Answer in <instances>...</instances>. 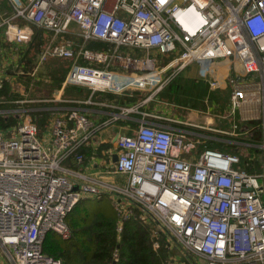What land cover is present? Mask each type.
<instances>
[{
    "label": "built area",
    "instance_id": "2783aa9c",
    "mask_svg": "<svg viewBox=\"0 0 264 264\" xmlns=\"http://www.w3.org/2000/svg\"><path fill=\"white\" fill-rule=\"evenodd\" d=\"M4 1L0 39L21 48L17 78L68 58L64 86L135 97L116 114L142 113L133 132L117 134L113 166L78 183L62 161L109 119L97 123L75 106L55 112L49 145L29 112L0 128V244L11 264H63L44 252L46 234L70 237L77 202L103 195L114 199L118 235L137 216L154 226V247L162 237L183 263L264 264V0ZM38 34L45 41L27 69L25 49ZM226 58L240 63L229 76V114L240 111L242 124L173 126L159 119L182 121L140 108L193 63L219 87L211 66ZM113 174L124 182L109 181Z\"/></svg>",
    "mask_w": 264,
    "mask_h": 264
},
{
    "label": "crops",
    "instance_id": "0c3cea01",
    "mask_svg": "<svg viewBox=\"0 0 264 264\" xmlns=\"http://www.w3.org/2000/svg\"><path fill=\"white\" fill-rule=\"evenodd\" d=\"M9 4L7 1L0 0V9L7 7ZM46 33V32H43ZM44 35V34H43ZM42 34H38L37 38L41 39L40 49L38 50L35 59L41 50L42 43L45 41ZM32 43L28 45L26 52L27 66L29 69L34 64V60H29L31 57V47ZM136 53H140L139 50H134ZM21 53V48L19 46H14L10 41H2L0 39V72L3 75L4 83L8 81L11 91L14 93V97L9 101L15 104V106L1 109L7 113L16 114L18 122L21 120V115L29 112L31 118L35 120L40 128V135L46 144H51L52 141V121L55 112H65L70 110V107L75 106L81 111L85 112L89 117H91L95 122H100L101 120L109 119V123L105 126L94 131L92 136V142L88 145H81L70 153H68L63 161L62 166L66 170L69 177L76 183L89 180L93 175L103 171L106 166L112 167L114 160V153L111 155L110 152H114L117 134L120 132H133L137 125L140 123V118L142 113L138 111L131 112L124 116H117L116 113L120 111L119 106L124 102L136 103L138 99L135 97H125L118 96L117 94L111 92H98L96 94H91L90 90L86 86L81 85H63V80L56 84L53 75L50 73L53 71L47 63L40 68L39 72L32 76L30 74L21 76L17 78L15 76L16 66L15 58ZM30 66V67H29ZM70 66V65H69ZM65 67V73L63 78L69 69ZM211 76L219 81V87L211 88L209 83L199 75V63H193L183 69L176 77L173 79L162 91H160L156 97L149 102L141 105L140 108L145 111H150L157 113L159 115L175 118L181 120L182 123L164 118H160L159 121L166 122L171 125H182L184 121L195 122L190 119L193 115H199L203 117V121L199 124L214 126L218 128L229 129L233 121H237L242 124L240 111L235 112L233 115L229 114V109L231 107L230 103V93L231 86L229 84V76L238 74L241 68L240 63L236 62L235 65L231 62L229 58L216 60L211 66ZM195 71L196 81L201 83L200 89L197 91V96L190 102L186 98H182L178 93L175 97H172L173 101L164 99L165 91L167 97H171L170 89L177 82L179 77L186 71ZM193 71V70H192ZM193 74V72H192ZM25 78V80H24ZM28 80V82H26ZM33 93H29V89L33 88ZM178 91V90H176ZM175 91V92H176ZM173 92V93H175ZM14 99H23L24 103L15 102ZM27 99H34V101L29 102ZM88 100H91L89 102ZM21 109V110H16ZM172 110H177L178 113H172ZM20 115V116H19ZM15 122V123H16ZM217 122L219 124H217ZM198 123V122H195ZM199 129V128H198ZM202 132L209 133L207 129H200ZM96 142V144H94ZM205 144H203L204 146ZM213 146H220L218 144H212ZM201 146L199 150L203 148ZM223 147V146H222ZM81 152L84 154V159L82 162H78L75 156V152ZM109 181L122 183L125 177L120 175H109L107 176ZM93 202L97 203L102 200H106L111 204L117 216V210L115 207L114 199L110 195H103L101 197L88 196ZM71 213V212H70ZM139 220V219H138ZM140 221V220H139ZM117 222V217H116ZM142 225L151 230L152 246L155 250L162 248L163 250H171L173 248L162 247V243L165 240L161 237L160 247H154L155 237L153 236L154 226L150 224H145L140 221ZM118 237H121L118 235ZM0 264H11V261L6 254L3 246L0 244Z\"/></svg>",
    "mask_w": 264,
    "mask_h": 264
},
{
    "label": "trees",
    "instance_id": "16d2710c",
    "mask_svg": "<svg viewBox=\"0 0 264 264\" xmlns=\"http://www.w3.org/2000/svg\"><path fill=\"white\" fill-rule=\"evenodd\" d=\"M40 45V38L32 43L30 61L35 59ZM46 63L53 70L50 74L58 84L64 79V68L70 65V59L51 57ZM13 97L14 93L5 81L0 88V109L15 106L9 101ZM16 120V114L0 110V128ZM116 217L118 214L116 216L108 201L95 203L86 197L81 198L68 216L72 235L64 238L55 231H49L42 248L44 252L61 258L63 264H163L158 250L152 246L150 228L133 216L126 219L121 237H118ZM162 247H165L164 242Z\"/></svg>",
    "mask_w": 264,
    "mask_h": 264
},
{
    "label": "rangeland",
    "instance_id": "374dc122",
    "mask_svg": "<svg viewBox=\"0 0 264 264\" xmlns=\"http://www.w3.org/2000/svg\"><path fill=\"white\" fill-rule=\"evenodd\" d=\"M193 70V71H192ZM192 70H186L178 79V81L174 82L175 84L171 86V89H170V95L171 97H167V93L165 91V94H164V98L162 101H164V99L167 100L166 104L169 102V101H173L172 97H175V94H179L182 98H186L188 99L190 102H193V99L196 98V94H197V91L198 89H200V87L202 86L201 83L197 82L196 79H197V75L195 76V70L192 69ZM193 72V74H192ZM199 75L201 76V73H200V70H199ZM33 90H34V87L29 89V93H33ZM178 90V91H176ZM176 91V92H175ZM175 92V93H173ZM168 107L170 106L169 104H167ZM172 113L176 114L178 113L177 110H172ZM203 117H200L199 115H193L190 119H192L193 121L195 122H202ZM217 124H219L217 122ZM94 144H96V142H94ZM158 254L160 255L161 259H162V262L163 264H191L189 262H185L183 263L181 261L182 259V253H181V250L179 249H171V250H163L162 248H160L158 250ZM196 257H192L190 256V259H193L195 260ZM202 261L197 258V262L196 264H202L201 263Z\"/></svg>",
    "mask_w": 264,
    "mask_h": 264
},
{
    "label": "water",
    "instance_id": "95a60500",
    "mask_svg": "<svg viewBox=\"0 0 264 264\" xmlns=\"http://www.w3.org/2000/svg\"><path fill=\"white\" fill-rule=\"evenodd\" d=\"M117 154L116 153H114V160L116 161L117 160Z\"/></svg>",
    "mask_w": 264,
    "mask_h": 264
}]
</instances>
